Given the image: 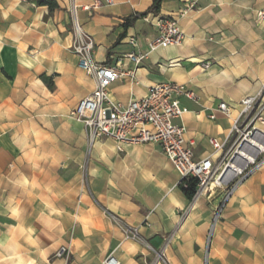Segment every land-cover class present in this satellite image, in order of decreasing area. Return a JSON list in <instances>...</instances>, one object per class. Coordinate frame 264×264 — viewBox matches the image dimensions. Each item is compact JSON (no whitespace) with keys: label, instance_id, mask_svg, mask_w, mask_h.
Masks as SVG:
<instances>
[{"label":"crops","instance_id":"1","mask_svg":"<svg viewBox=\"0 0 264 264\" xmlns=\"http://www.w3.org/2000/svg\"><path fill=\"white\" fill-rule=\"evenodd\" d=\"M55 1L51 10L37 0H0V264H103L109 254L146 264L156 256L150 248L163 251L159 264H264V167L223 206L206 256L222 194L188 199L157 143L118 150L101 137L88 147L86 128L70 116L95 86L70 50L75 3L93 60L122 64L109 97L127 103L155 83L185 85L196 99L180 97L188 111L176 122L195 157H205L208 138H225L231 125L219 112L208 117L217 104L264 97V0H196L184 15L192 0H163L158 13L126 28L153 0ZM162 16L177 18L181 45L157 48L138 64L124 58L146 50ZM60 247L67 257L56 256Z\"/></svg>","mask_w":264,"mask_h":264},{"label":"built area","instance_id":"2","mask_svg":"<svg viewBox=\"0 0 264 264\" xmlns=\"http://www.w3.org/2000/svg\"><path fill=\"white\" fill-rule=\"evenodd\" d=\"M31 1V0H23ZM93 6L96 0H92ZM112 3V0H105ZM196 0L188 2L180 15L190 10ZM90 5L82 6L89 10ZM77 5L72 4L71 25L74 39L70 50L78 58V66L94 79V89L82 98L76 107L70 111V116L81 122L87 130L88 147L101 137L112 138L118 150L122 145L153 142L157 143L166 158L172 163L180 176V183L187 187V179H196L192 199L199 197L211 198L216 191L222 193L221 201L216 205L212 223L206 240L205 255L221 210L237 188L252 174L264 167V97L261 92L242 97L237 103L221 101L209 113L210 119L219 112L231 119V125L225 138H208L211 152L205 157L196 158L191 143L185 137V128L176 119L188 111L180 104V97L196 99L192 90L185 85L173 82H159L150 86L147 93L140 98H132L127 103L113 100L109 97L108 87L123 74L121 63L114 65L97 62L92 58L94 48L93 38L85 33L76 15ZM264 16V12H260ZM152 25L155 36L147 43L143 53L130 52L124 58L138 64L150 52L157 48L179 46L183 41V33L177 18L156 17ZM130 44H135L133 36L128 38ZM205 62L203 69L208 68ZM132 75V72H130ZM236 111V114L234 112ZM126 236L138 238L136 232H131L122 226ZM156 256L146 264H159L163 260V251H155ZM68 249L60 247L57 257H67ZM103 264H120L109 254ZM206 264V260L205 263Z\"/></svg>","mask_w":264,"mask_h":264},{"label":"trees","instance_id":"3","mask_svg":"<svg viewBox=\"0 0 264 264\" xmlns=\"http://www.w3.org/2000/svg\"><path fill=\"white\" fill-rule=\"evenodd\" d=\"M163 0H153L152 4L150 5V7L144 11V12H140V13H136L130 17H128L125 20L124 23V27H128L130 26L137 18L140 17H144L149 13H158L159 9H160V5L162 3ZM37 3L39 5H47L49 9H54L57 7V3L55 0H37ZM49 86H51L50 81H48ZM187 187H184L182 185V182L179 184L180 189L182 190V192L184 193V195L188 198V199H192L193 193L195 191V186H196V179L194 178H189L187 179Z\"/></svg>","mask_w":264,"mask_h":264},{"label":"rangeland","instance_id":"4","mask_svg":"<svg viewBox=\"0 0 264 264\" xmlns=\"http://www.w3.org/2000/svg\"><path fill=\"white\" fill-rule=\"evenodd\" d=\"M222 194V193H221ZM221 194H220V192L219 191H216V193L214 194V196L211 198V199H213L214 197L216 198V197H219V196H221Z\"/></svg>","mask_w":264,"mask_h":264}]
</instances>
